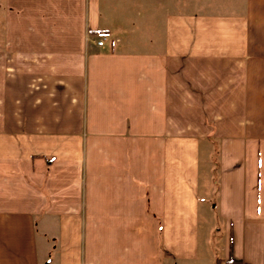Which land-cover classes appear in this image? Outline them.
<instances>
[{
  "label": "crops",
  "instance_id": "0c3cea01",
  "mask_svg": "<svg viewBox=\"0 0 264 264\" xmlns=\"http://www.w3.org/2000/svg\"><path fill=\"white\" fill-rule=\"evenodd\" d=\"M198 261L264 264V0H0V264Z\"/></svg>",
  "mask_w": 264,
  "mask_h": 264
},
{
  "label": "rangeland",
  "instance_id": "374dc122",
  "mask_svg": "<svg viewBox=\"0 0 264 264\" xmlns=\"http://www.w3.org/2000/svg\"><path fill=\"white\" fill-rule=\"evenodd\" d=\"M204 182H205V176L203 175L202 176V187H204ZM205 194H206V191H205V189H203L202 190V196ZM205 203H206V201H202V206H201V210H200V236H201V238H200V250H201V252L205 251L208 247V233H209V231L210 232L212 231V233H211L212 235H213V233L217 235L216 230L218 228V227L217 228L214 227L213 230H210L209 229L210 226L209 227L207 226L208 225L207 224V214H206L207 206L205 205ZM212 214H214V213H212ZM219 229L221 230L220 232H222V228L220 227ZM219 239H220V237L219 238L217 237L214 240L212 239L216 245L217 250H220V247H221V243L219 242ZM212 240H210L209 245H211V243L213 245ZM193 264H208V263L206 261H203V262L198 261L196 263L194 262ZM213 264H217V263L214 262ZM221 264H225V262L223 261V262H221Z\"/></svg>",
  "mask_w": 264,
  "mask_h": 264
},
{
  "label": "trees",
  "instance_id": "16d2710c",
  "mask_svg": "<svg viewBox=\"0 0 264 264\" xmlns=\"http://www.w3.org/2000/svg\"><path fill=\"white\" fill-rule=\"evenodd\" d=\"M226 264H239L238 262H225Z\"/></svg>",
  "mask_w": 264,
  "mask_h": 264
},
{
  "label": "built area",
  "instance_id": "2783aa9c",
  "mask_svg": "<svg viewBox=\"0 0 264 264\" xmlns=\"http://www.w3.org/2000/svg\"><path fill=\"white\" fill-rule=\"evenodd\" d=\"M97 44L98 46H102L103 42H98Z\"/></svg>",
  "mask_w": 264,
  "mask_h": 264
}]
</instances>
